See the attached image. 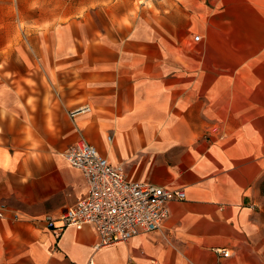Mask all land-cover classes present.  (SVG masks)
Wrapping results in <instances>:
<instances>
[{
    "label": "crops",
    "instance_id": "obj_1",
    "mask_svg": "<svg viewBox=\"0 0 264 264\" xmlns=\"http://www.w3.org/2000/svg\"><path fill=\"white\" fill-rule=\"evenodd\" d=\"M215 2L229 10L199 42L159 32L173 2L164 22L144 2L126 22L108 7L59 34L23 32L0 69V264H264V0ZM80 139L184 201L123 243L95 248L89 227L57 236L45 219L87 193L62 156Z\"/></svg>",
    "mask_w": 264,
    "mask_h": 264
},
{
    "label": "built area",
    "instance_id": "obj_2",
    "mask_svg": "<svg viewBox=\"0 0 264 264\" xmlns=\"http://www.w3.org/2000/svg\"><path fill=\"white\" fill-rule=\"evenodd\" d=\"M62 156L82 172L87 193L59 218L45 219L57 236L66 227H89L97 237L95 248L123 243L139 233L158 231L169 214L166 204L185 199L182 188L169 189L129 179L120 166L111 164L83 139L68 147Z\"/></svg>",
    "mask_w": 264,
    "mask_h": 264
},
{
    "label": "rangeland",
    "instance_id": "obj_3",
    "mask_svg": "<svg viewBox=\"0 0 264 264\" xmlns=\"http://www.w3.org/2000/svg\"><path fill=\"white\" fill-rule=\"evenodd\" d=\"M144 2L159 8L156 15L159 22H164L165 19V13L160 8H165L167 4L172 5L173 2L171 17L174 27L166 29L164 24L161 26L158 23V29L161 35L172 36L173 33L177 43L181 36L193 38L194 42L201 41L199 29L204 26L212 28L213 24L209 23L214 21L215 14L227 9L225 6H216L215 0H0V69L12 63L11 56L6 54L7 52L21 50L20 43L25 31L38 36L51 34L53 31L59 34L61 28L69 22L84 21L87 18L89 21H95L98 19L97 15H102L103 8L108 7L107 10L112 15L120 14L126 22V18L135 16L139 5ZM83 27V25L79 26L80 32L85 31ZM141 30L142 34L149 32L145 26ZM195 37H198V40H195ZM14 64L19 68L22 67L20 61L15 60ZM45 84L46 89L51 92L50 85L46 82ZM215 130V128L211 129V131ZM206 132L209 133L208 130ZM259 197L264 205V175L259 181Z\"/></svg>",
    "mask_w": 264,
    "mask_h": 264
}]
</instances>
